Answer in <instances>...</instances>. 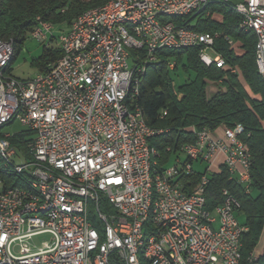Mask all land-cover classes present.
Returning a JSON list of instances; mask_svg holds the SVG:
<instances>
[{
	"label": "built area",
	"instance_id": "obj_1",
	"mask_svg": "<svg viewBox=\"0 0 264 264\" xmlns=\"http://www.w3.org/2000/svg\"><path fill=\"white\" fill-rule=\"evenodd\" d=\"M208 1L221 0H121L93 15L96 30H89L86 18L78 29L68 26L59 31L57 68L38 71L29 79L14 74V80L0 82V123L16 113L15 121L30 132L29 152L38 156V163H30L13 145L16 132L0 130V147L9 149L11 156L24 157L20 165L25 173L42 178L41 192L48 193L47 204H40L37 193L34 203L21 205V197L27 194L18 185L9 189L0 179V264H90L97 236L93 220L106 225L112 236L106 251L98 254L99 264H137L132 239L141 241L144 233H152L150 253L157 264H234L248 230L237 218L241 203L225 189L223 201L209 208L206 193L211 175L223 166L231 179L251 187L252 155L241 138V124L224 127L223 135L193 127L195 142L182 146L174 164L161 168L154 158L159 184L155 227L141 222L148 196L146 135L165 130L151 132L144 113L134 109L137 96L130 76L138 77L147 60L156 61L159 49L186 41L200 42L204 64L225 67V57L214 47L219 34L191 26L198 5ZM231 1L244 11L239 25L261 32L264 48V0ZM160 9L177 12V19L161 17ZM215 14L207 9L203 18ZM126 15L142 16L145 26L124 28L120 17ZM35 30L34 35H44L45 44L50 42L54 31L49 24L40 22ZM92 31L101 32L98 46H91ZM226 39L235 45L233 38ZM124 44L135 46L140 61L127 60ZM8 47L1 42L0 63ZM174 65L172 61L170 67ZM166 114L163 110L161 117ZM43 159L86 179L92 192H82L77 183L59 182L57 172L43 169ZM178 164H185V171H178ZM195 171L205 178L202 190H194ZM46 206H55V213L40 215V207ZM59 208H69L70 216H60ZM229 213H236V220H229ZM202 215L211 216V226H204ZM44 233L50 235L49 241L41 245L34 241Z\"/></svg>",
	"mask_w": 264,
	"mask_h": 264
},
{
	"label": "trees",
	"instance_id": "obj_2",
	"mask_svg": "<svg viewBox=\"0 0 264 264\" xmlns=\"http://www.w3.org/2000/svg\"><path fill=\"white\" fill-rule=\"evenodd\" d=\"M111 0H0V38L13 40L15 52L8 64L7 74H13V63L21 51L29 33L40 22L66 23L69 27L74 20L91 8L102 6ZM219 1L212 3V13L222 15L221 19L197 16L191 26L213 34L218 33L215 45L217 51L226 59V66L206 65L199 57V49L161 48L158 59L146 64V71L139 82L137 103L141 107L146 121L152 128L165 130L149 138L151 147L159 151V167L169 164L173 154L182 146L195 142L193 127L217 130L220 127L244 126L241 138L248 145L252 155L251 187L246 188L230 178L228 169L223 166L211 175L207 188V206L212 208L224 199L223 191L228 189L241 203L238 213L246 217L248 230L242 236L240 264H264V249L256 260L252 258L264 232V77L256 62L257 35L253 30L240 27V15L228 4ZM53 26V25H52ZM58 34H52L48 44H43L42 55L33 59L38 71L54 68L61 56L56 44ZM226 37L235 40L230 45ZM174 61L173 68L170 63ZM183 70L195 73L190 81L174 86L172 73ZM236 69V71H233ZM222 84L209 94L208 83ZM163 110L167 114L161 117ZM29 131L16 132L11 141L13 145L31 159ZM200 173L195 171L191 180L199 182ZM0 177L5 185L13 187L22 184V176L11 168L5 167L0 156ZM256 192V194H255Z\"/></svg>",
	"mask_w": 264,
	"mask_h": 264
},
{
	"label": "bare ground",
	"instance_id": "obj_3",
	"mask_svg": "<svg viewBox=\"0 0 264 264\" xmlns=\"http://www.w3.org/2000/svg\"><path fill=\"white\" fill-rule=\"evenodd\" d=\"M121 0H111L108 3L91 8L80 15L78 18L74 20L72 25L69 27L70 29H78L82 20L87 18V25L89 30L97 29V22L93 15L96 13L104 12L107 9H111L113 5H116ZM219 3V1H208L206 4H199L197 8V16L204 17L207 14V9L212 3ZM222 2L228 3L239 15L240 19L244 18V11L239 8H236L235 5H232L231 0H223ZM161 17H168V19H177V12H169L168 9H160ZM47 23V22H45ZM49 24V22L47 23ZM120 25L124 26V28L131 27H144L145 19L142 16L137 15H126L124 17H120ZM50 30H52V24H49ZM240 27L244 30H252L246 29L243 25ZM255 31L257 35V44H256V62L259 69V72L264 77V48L261 45V32ZM53 34V33H52ZM35 37L42 39L44 41V35H35ZM1 42L9 45L7 52L4 57H2V62L0 63V82L8 83V80H14V75L7 74L6 68L10 61L12 60L15 52V46L13 40L8 41L0 38V53H1ZM60 42V35L58 36L57 43ZM99 42H101V32L100 31H92L91 35V46H98ZM188 47H196L200 49V42L186 41L180 43H171L168 44V48H188ZM124 51L127 60L132 61H140V54H135V46L133 44H124ZM148 62H154V60H147ZM54 68H57V63ZM146 71V66L143 67V71L137 76H130V83H135V93L136 96L139 94V82L141 76ZM134 109L139 113H143L141 107L137 103V99H134ZM16 120V113H9L6 117H3V123H0V130H3V127L7 124H11ZM162 130V129H159ZM151 132H158V129L152 128ZM155 136V134L146 135V145L144 151V161H146V171H145V179H146V190H147V202L146 209L141 213V222L144 227H155V217L157 213V201H158V193H159V184H158V165L157 162L154 161V158L157 157V148L151 147L149 144V138ZM32 156L30 163H38V156H35V153H30ZM0 156L5 162V167L11 168L18 175L22 176V184L18 185L20 192L23 194L21 197V205H29L35 202V196L37 193H40V204H47L48 202V193L41 192L42 186V178H36L31 176L30 173H25V167L21 165H17L14 163L13 158L9 153V149L0 147ZM28 160V159H27ZM43 169L48 172H57L58 181L63 184H76L77 188L82 192H92V185L86 181V179H77V176H71L66 173L65 167H57L55 162L50 159H43ZM178 171H185V164H178ZM1 179V177H0ZM199 182L196 183L195 190H202L205 186V178H198ZM195 186V185H194ZM247 191L250 190V187H245ZM9 189H16V185L13 187H9ZM55 213V206H46L40 207V215L42 216H51ZM60 216H70L69 208H59ZM229 220H236V213H229ZM202 223L204 226H211V216L202 215ZM93 233H97L96 243L94 245V253L89 254V263L90 264H99L98 254H102V251H106V243H112V236L110 234V230H106V225H101L100 220H93ZM132 247L136 249L134 251V259L137 264H157L153 261L151 251L153 247V236L152 233H144L140 239H132ZM239 247L238 255L235 256L234 264H240L241 260V249ZM255 258V256L253 255ZM252 258V259H254Z\"/></svg>",
	"mask_w": 264,
	"mask_h": 264
},
{
	"label": "rangeland",
	"instance_id": "obj_4",
	"mask_svg": "<svg viewBox=\"0 0 264 264\" xmlns=\"http://www.w3.org/2000/svg\"><path fill=\"white\" fill-rule=\"evenodd\" d=\"M214 18L221 19L222 15L215 14ZM52 30L54 31V34H58L60 30H65L69 25L66 23H52ZM36 29V28H35ZM28 34L27 40L25 41L21 51L19 52L16 60L13 63V74H15L17 77H20L22 79H29L33 77L37 72L38 69L36 66H34L33 59L38 58L42 55L43 48H44V41L42 39L39 40V38L35 37V30ZM50 35V34H49ZM60 35V34H59ZM195 77V73L190 71L188 73L187 71L183 70L182 67H179V70L176 71V73H172V78L174 82V86L177 89L181 84H184L187 81H190ZM224 89V86L222 84H218L215 82H209L208 83V91L209 94H214L218 89ZM3 130L10 131L12 133L19 132L26 130V127L23 126L19 121H14L12 124H7L3 127ZM216 135V134H215ZM176 154H173L169 160V165H172L176 161ZM180 158L183 160L186 158V154L183 152L180 153ZM220 160L223 159L222 156L219 158ZM13 161L15 164L20 165L25 162L24 157L21 155L14 156ZM199 167L203 170L204 165L199 164ZM256 194V192H255ZM238 220L244 224L246 221V217L244 214H238L237 213ZM50 235L47 233L40 234L34 237V241L38 244H42V242L49 241ZM264 249V232L261 236L260 242L255 249L254 256L257 258Z\"/></svg>",
	"mask_w": 264,
	"mask_h": 264
},
{
	"label": "crops",
	"instance_id": "obj_5",
	"mask_svg": "<svg viewBox=\"0 0 264 264\" xmlns=\"http://www.w3.org/2000/svg\"><path fill=\"white\" fill-rule=\"evenodd\" d=\"M215 133L217 135H223L224 134V127H220L219 129L215 130Z\"/></svg>",
	"mask_w": 264,
	"mask_h": 264
}]
</instances>
